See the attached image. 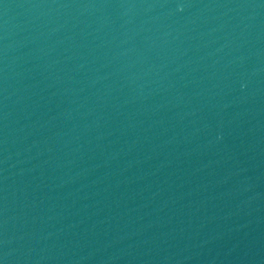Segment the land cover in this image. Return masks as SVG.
Here are the masks:
<instances>
[{
  "label": "water",
  "instance_id": "obj_1",
  "mask_svg": "<svg viewBox=\"0 0 264 264\" xmlns=\"http://www.w3.org/2000/svg\"><path fill=\"white\" fill-rule=\"evenodd\" d=\"M0 264H264V0H0Z\"/></svg>",
  "mask_w": 264,
  "mask_h": 264
}]
</instances>
